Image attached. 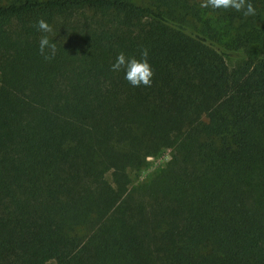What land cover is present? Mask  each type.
Returning <instances> with one entry per match:
<instances>
[{"label": "trees", "instance_id": "1", "mask_svg": "<svg viewBox=\"0 0 264 264\" xmlns=\"http://www.w3.org/2000/svg\"><path fill=\"white\" fill-rule=\"evenodd\" d=\"M201 2L0 0V264H264V0Z\"/></svg>", "mask_w": 264, "mask_h": 264}, {"label": "clouds", "instance_id": "2", "mask_svg": "<svg viewBox=\"0 0 264 264\" xmlns=\"http://www.w3.org/2000/svg\"><path fill=\"white\" fill-rule=\"evenodd\" d=\"M201 8H211L213 10H235L241 12L245 17L257 15V10L250 0H202ZM36 27L45 35H42L39 40V54L45 60H51L55 57L57 52V45L54 38H50L48 34H53V26L44 19L37 22ZM148 49L144 48L140 52V59L136 57L126 56L121 52L118 54L116 61L111 66L114 72L123 71L125 79L133 87H151L153 83L154 72L148 62Z\"/></svg>", "mask_w": 264, "mask_h": 264}, {"label": "rangeland", "instance_id": "3", "mask_svg": "<svg viewBox=\"0 0 264 264\" xmlns=\"http://www.w3.org/2000/svg\"><path fill=\"white\" fill-rule=\"evenodd\" d=\"M146 159L148 164L145 168H142L138 171L129 169L128 176L130 179V185L133 186L135 184H140L152 179L159 169L164 165V163L169 159V149L166 148L156 156L147 157ZM44 264H54V262L47 261Z\"/></svg>", "mask_w": 264, "mask_h": 264}]
</instances>
